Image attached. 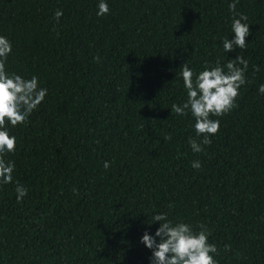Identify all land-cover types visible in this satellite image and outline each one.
Returning a JSON list of instances; mask_svg holds the SVG:
<instances>
[{
  "label": "trees",
  "instance_id": "1",
  "mask_svg": "<svg viewBox=\"0 0 264 264\" xmlns=\"http://www.w3.org/2000/svg\"><path fill=\"white\" fill-rule=\"evenodd\" d=\"M231 2L106 0L98 16L99 0H0L6 71L47 89L25 125L8 126L17 143L5 156L13 182L0 184V264H150L141 237L155 235L157 213L205 225L218 264H264V0H239L236 13ZM237 13L247 48L225 53ZM238 55L248 61L238 106L210 116L220 130L193 152L195 118L172 110L187 100L181 66L195 80L205 62Z\"/></svg>",
  "mask_w": 264,
  "mask_h": 264
},
{
  "label": "clouds",
  "instance_id": "2",
  "mask_svg": "<svg viewBox=\"0 0 264 264\" xmlns=\"http://www.w3.org/2000/svg\"><path fill=\"white\" fill-rule=\"evenodd\" d=\"M239 0H233L229 4V11L236 13V4ZM110 11L106 0H99L98 16H104ZM63 15L62 10H57L54 17L59 22ZM238 17V18H237ZM248 17L244 13H237L232 20L231 30L234 33L232 39L224 38L223 49L225 53L233 52L236 48H247L246 36L250 35ZM12 52L9 39L0 35V184L13 182L15 164L11 160H5L9 153L16 152V137L10 135L8 126L16 127L25 125L31 113L38 108L47 95V89L39 86L38 77L33 75L25 79L17 73L6 71V62ZM99 60V57H96ZM248 61L241 55L236 59H228L221 65L219 62L214 67H209L205 62V68L193 79L194 73L185 62L181 66L183 84L187 92V100L182 105L174 104L172 110L178 116H186L191 113L195 118L194 129L197 136H203V140L189 139L188 143L193 152H202L203 145L211 144L210 137L220 130V121L213 120L210 116L220 117L237 107L236 99L240 95L239 89L246 81L245 73ZM227 69V71H225ZM255 70H259L258 67ZM259 92L264 94V84L259 87ZM171 139L170 135L164 137ZM110 162H104V168L108 169ZM192 167L199 169V161H193ZM15 191L17 201L20 202L28 194V189L16 183ZM73 191H77L73 189ZM160 222L155 235L147 231L141 237V242L152 250L150 264H218L212 254H218L215 244L208 242L209 233L203 224L200 231H193L192 227L184 222L173 223L165 213H157L152 217L151 225ZM157 237L159 238L157 240ZM230 250V245H225V251Z\"/></svg>",
  "mask_w": 264,
  "mask_h": 264
}]
</instances>
